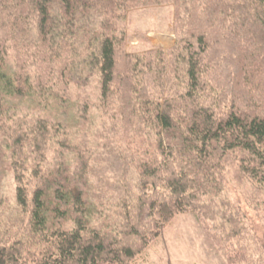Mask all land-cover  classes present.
Wrapping results in <instances>:
<instances>
[{
  "label": "trees",
  "instance_id": "trees-1",
  "mask_svg": "<svg viewBox=\"0 0 264 264\" xmlns=\"http://www.w3.org/2000/svg\"><path fill=\"white\" fill-rule=\"evenodd\" d=\"M166 4L175 45L129 52L126 14ZM78 71L94 80L78 83ZM2 128L12 222L41 250L32 260L26 229H0V264H133L188 211L224 231L231 264H256L244 214L219 194L229 152L245 153L240 168L264 184V0H0ZM108 173L118 197L97 206L89 177Z\"/></svg>",
  "mask_w": 264,
  "mask_h": 264
},
{
  "label": "rangeland",
  "instance_id": "rangeland-1",
  "mask_svg": "<svg viewBox=\"0 0 264 264\" xmlns=\"http://www.w3.org/2000/svg\"><path fill=\"white\" fill-rule=\"evenodd\" d=\"M175 8L172 4L153 5L137 8L129 11L126 17L120 23L125 29L126 47L129 52L134 54H143L151 47L168 49L175 45L177 35L175 33ZM78 45V44H77ZM30 58V55H26ZM93 68L90 67V70ZM90 73H92L90 71ZM78 77L74 76L78 83L88 80H94L89 75L85 76L79 71ZM25 108V107H22ZM98 113L93 117V125L87 129L93 138V132L96 131L99 123ZM75 120L70 124L76 125ZM96 125V126H95ZM78 128H81L79 125ZM0 129V151L5 146V136ZM82 131V130H81ZM6 134V133H4ZM6 137L8 135L6 134ZM79 136V140H80ZM81 141V140H80ZM220 158L218 153H215ZM245 155V153H244ZM239 151L229 152L221 161L220 170L224 173V183L221 186L220 197L228 200L235 208L241 210L244 214L242 220L245 230L243 244L246 245L245 252L250 255L256 264L264 263V252L259 250V242L264 240V184H260L250 180L246 173L242 171L241 159L244 156ZM53 155H49L51 165ZM74 167L76 161L75 154L72 152L65 153L62 157ZM0 164V229L19 238L21 226L25 230L27 248L32 251V260L37 257L38 249L41 246H35L34 239L28 237L27 224L18 223L20 227L13 224L12 220L20 217L18 210L20 209L16 201V180L9 169ZM212 171H215L213 169ZM219 171V168L218 170ZM111 173L105 174L106 178L89 177L90 186L89 196L93 197L97 206L101 204L96 200L97 197L105 198L111 193L118 197V191L114 190L111 185L115 179ZM216 179V177H215ZM117 181V179H116ZM106 188V189H105ZM105 189V190H104ZM110 192H107V190ZM104 190V191H103ZM107 196V197H108ZM218 197L216 202L220 199ZM222 199L221 202L225 201ZM233 208V206H232ZM21 213V212H20ZM147 214V213H146ZM13 216V218H10ZM27 218V217H26ZM146 221L149 220L146 215ZM152 219V218H150ZM68 224V223H67ZM70 226V225H69ZM243 226V227H244ZM244 227V228H245ZM227 228V227H226ZM214 227L213 221L206 218V215L200 211H188L179 213L169 221L162 229L160 235L152 240L146 248H144L134 259L133 264H231L232 259H228V255L235 258L234 254L229 251L232 249L227 244V239ZM13 241V239H11ZM29 242V243H28ZM236 261L235 259H233ZM238 261V260H237Z\"/></svg>",
  "mask_w": 264,
  "mask_h": 264
}]
</instances>
